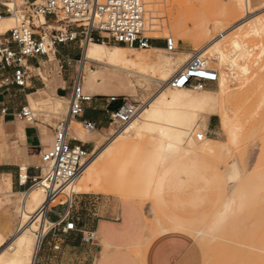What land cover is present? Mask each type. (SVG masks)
I'll return each mask as SVG.
<instances>
[{"label": "rangeland", "instance_id": "374dc122", "mask_svg": "<svg viewBox=\"0 0 264 264\" xmlns=\"http://www.w3.org/2000/svg\"><path fill=\"white\" fill-rule=\"evenodd\" d=\"M149 1H154L155 4L148 8ZM250 1L252 7L249 0H146V10L157 11L154 14L156 18L154 23L158 26L154 29L158 32H154L153 36L161 38L171 36L176 40L169 27L172 25L171 28L173 27V32L176 33L181 23L175 21L182 19L185 23L182 33L189 36L187 46L179 38L176 45L178 44L180 49L174 54L167 51L148 53L130 48L121 51V55L127 59L141 58L150 61L149 65L152 68H148L146 73L142 67L138 68L140 74L150 77L148 80L109 68L106 64L88 65L95 71L92 76L94 80L89 86L96 84L107 86L109 93L114 95H119L120 90L127 91L129 94L120 95L131 97L146 107L164 89L163 83L167 82L164 73L172 75L180 67L179 57L198 52L208 41L221 34L230 33V37H244L243 42L248 48L244 47V51L242 49L239 54L247 55L239 60V64L248 68V72L242 74L241 67H237L236 74H240L239 78L234 75L229 88L216 105L217 107L222 105L233 122L232 125L238 128V144L228 148V137L223 130L222 117L213 108L202 109L198 111L202 126L195 128L192 135L194 141H185L178 149L165 151L163 158H159V164L152 166L155 175L148 188V196L134 194L121 197L105 190L93 191L97 194L115 195L126 202L133 201L142 208L146 217V246L161 233L179 227L164 213L163 205L178 217L193 222L190 230L180 231L190 235L195 242L196 252L191 254L187 264H264V30L260 34L251 31L254 25L259 27L264 25V0ZM146 18L149 20V12ZM11 20L12 27H16L18 20ZM200 23L206 28L207 33H198L197 26ZM5 31L7 28L0 33ZM221 44L232 51L229 42L223 41ZM73 47L76 52L79 51L78 44ZM251 47L252 53L247 52ZM50 58H54L51 64L58 70L56 57L50 55ZM161 59H170L169 67H160L158 60ZM80 60V56L75 58L72 63L73 70L79 67ZM217 62L218 60L209 64V67L216 70L219 67ZM90 79L89 72L86 71L85 86ZM157 80H161L162 83ZM206 90L217 92V84ZM167 91L176 92L177 89L168 88ZM189 92L193 93L195 90L189 89ZM32 111L61 119L67 114L68 104L49 101L33 105ZM189 111L192 112L191 109ZM210 120L217 126V134L208 130ZM120 132L122 131H119L117 126H113L111 135L106 134L98 149L102 150L110 144L116 138L113 137L114 134ZM198 132H204L203 135L210 141L198 142L195 137ZM130 135L131 133H128L123 136ZM121 143L132 148L130 153L146 156L153 141L139 143L120 139L116 146L110 147L95 162L96 166H104L106 169L103 178L105 186L116 180V176L114 177L116 171L107 163V156L114 146L117 147ZM165 172H168L167 179L159 185V180ZM2 193L9 195L8 191L2 190ZM23 199L24 195L17 198L19 206ZM18 220L17 214V222ZM48 226L50 225L46 223V231ZM39 236L41 237L40 233H36V237L17 233L15 237L7 239L0 246V254L4 252L0 255V262H8L11 257L17 255V252L7 249L11 243L18 250V243H23L26 246L20 248L18 253L31 256L36 238ZM23 249L27 251L21 252Z\"/></svg>", "mask_w": 264, "mask_h": 264}, {"label": "crops", "instance_id": "0c3cea01", "mask_svg": "<svg viewBox=\"0 0 264 264\" xmlns=\"http://www.w3.org/2000/svg\"><path fill=\"white\" fill-rule=\"evenodd\" d=\"M249 4L251 6L250 0ZM176 22L181 23L180 29L174 33L170 25L169 30L176 40L181 38L187 46L189 36L182 33L185 23L182 19H176ZM197 27L198 33H207L202 23ZM77 44L78 52L73 47ZM122 49L127 47L102 43L86 45V69L94 62L125 72L122 70L125 67L121 61ZM150 50L164 52L165 44L163 41H154L152 48L144 51ZM82 52L79 43L57 46L52 55L56 57L58 70L51 64L54 58L43 56L29 59L30 73L25 87L14 84L4 86L3 79L11 77L13 71L3 69L0 65V246L7 239L15 237L18 232L25 197L34 188V181L43 177L42 156L52 148L56 128L61 120L53 115L36 114L35 121L28 122L21 119L19 114L23 109L32 110V106L39 103L60 101L68 104L75 76L72 63L78 56L81 59ZM167 67L169 65L164 66ZM178 69L172 75L164 73L165 80L168 81ZM94 74L95 71L89 74L91 79L84 85V91L94 99L84 104L83 116L71 122L69 139L73 145H82L88 151H94L95 156L100 152L98 146L106 134L111 135V129H108L110 114L122 104L121 101L107 103L106 97H121L125 96L120 95L121 93L129 92L120 90L119 95H114L109 93L107 86H89L94 80ZM157 82L162 83L161 80ZM85 121L94 123L95 129H88ZM208 130L217 134V126L213 120L209 121ZM167 176L168 172H165L160 178V185ZM115 181L105 186L104 190L126 197L116 191ZM2 190L8 191L9 195H4ZM22 195L24 199L19 206L17 198ZM118 196L97 194L93 191L77 194L68 215L66 206H58L47 215V223L50 226L41 234L39 244L34 246L31 256L18 253L20 248L26 245L18 243L19 250L11 246L12 250L11 243L8 244V250L17 252V255L0 264H187L191 254L196 252L195 242L190 235L180 231L190 230L193 222L178 217L163 205L162 208L166 209L179 227L161 233L146 246V217L142 208L137 203L126 202ZM71 222L75 224L74 230L66 231L67 223ZM25 251L27 250L23 249L21 252Z\"/></svg>", "mask_w": 264, "mask_h": 264}, {"label": "built area", "instance_id": "2783aa9c", "mask_svg": "<svg viewBox=\"0 0 264 264\" xmlns=\"http://www.w3.org/2000/svg\"><path fill=\"white\" fill-rule=\"evenodd\" d=\"M8 17L17 19L19 23L15 28L0 33L1 68L13 71L11 77L3 79L4 86H26L30 73L29 59L49 58L59 45L79 43L82 47L80 67L75 70L67 114L57 125L52 148L42 156L43 177L34 181V186L41 184L45 189L46 204L41 208L45 217L58 206H66L68 215L77 195L72 186L83 176L94 156V151L90 152L82 145H73L69 139L71 122L81 118L84 104L94 99L84 91L88 63L84 59L85 46L102 43L149 50L154 41H163L168 53L174 54L179 49L173 37L153 36L156 31H150L147 26L145 0H0V23ZM218 77L219 74L206 65L199 53L194 52L185 68L164 86L173 90H204L216 85ZM106 99L107 103H122L118 110L110 114L108 129L117 126L119 131H123L143 108L127 96H110ZM19 117L34 122L36 113L23 109ZM84 124L90 130L96 127L90 121ZM204 138L202 134L196 136L199 142ZM74 228L75 224L71 222L67 223L65 230L73 231Z\"/></svg>", "mask_w": 264, "mask_h": 264}, {"label": "bare ground", "instance_id": "6f19581e", "mask_svg": "<svg viewBox=\"0 0 264 264\" xmlns=\"http://www.w3.org/2000/svg\"><path fill=\"white\" fill-rule=\"evenodd\" d=\"M148 4L149 8L155 3L154 1H149ZM148 12L150 18L149 20L146 18L147 26L150 31H156L154 28L158 25L154 23V19H156L154 14L157 13V11L153 12L151 10H146V16L148 15ZM10 18L11 17H8V19H3L1 21L0 31H3L5 28H7V30L13 29L12 20ZM42 21L44 22V20ZM263 30L264 25L261 27H259V25H254L251 31H253L252 33L254 34H260ZM243 38L244 37L240 38V36L230 37V33L221 34L218 37L211 39L204 47L198 50L199 55L202 58L205 57L204 61L208 67L209 64L218 60L217 64L219 67L216 70L214 69L219 74L216 83L218 87L217 92L206 89L195 90L193 93L189 92V89H177L176 92H171L167 91L168 88L164 86L166 83L164 82V89L159 92L158 96L151 103L148 102L149 104L142 108L138 117L129 125V127L120 133L114 134L116 138L93 156L92 162L86 168L83 176L72 186L73 191L75 193H82L92 192L94 190H104L105 185L103 184V178L106 169L104 166H96L95 162L102 157L106 149L115 145L117 141L121 139L122 141L131 140L133 142L143 143L149 140L153 141V143L146 156L130 153L132 148L126 146L125 143H121L122 145L120 144L117 147H115V145L107 156V163L111 164L116 171V175H114V177L116 176V182L114 185L117 186V191H119L121 195L126 197L134 194L144 197L148 196V188H150L152 177L155 175L152 171L153 167H155L153 165L159 164L158 162L165 151L176 150L185 141H194L192 136L194 130L196 127L198 128L201 126L198 111L202 109L213 108L218 114H220L222 117L223 130L228 137L227 147L230 148L231 146H236L239 140L238 128L232 125L233 122H231L228 114L225 113V109H223L222 105H219L218 107L216 105L217 102L223 98V95L229 88L231 80L234 79V75L239 78L240 74H236L238 72L237 67H241L242 74L248 72V68L239 64V60L247 55L246 49L248 47L246 46L247 44L243 42ZM223 41L230 43L232 51L227 50L226 47L221 44ZM244 47H246L244 52L246 54H239V51L242 49L244 51ZM177 48L179 49L178 46ZM250 49L252 50V47L249 48L247 52L250 51L252 53ZM121 51H126V49H122ZM148 53H155V51L150 50ZM191 56L192 55L179 57L181 65L175 74L185 68L186 63ZM121 57V61L125 66L122 68L123 71L133 76H141L147 80L150 79L148 75L140 74L138 70V68L142 67L143 71L146 73L148 68L151 67L149 65L150 61L141 58L127 59L124 56ZM168 63H170V59L158 60L160 67L167 66ZM86 71H88L89 74H92L94 69L88 68ZM189 109H191L192 112L189 111ZM201 128L202 127H200V129ZM128 130L130 131L128 132ZM128 133H131V135L128 137L123 136ZM203 133L198 132L195 134V137L201 134L203 135ZM204 140L207 142L210 141L207 140V138L202 141ZM146 164H148V166ZM24 202L25 204L23 210H21L22 213L20 214L21 222H19L20 226L17 233L34 237H36V233H40V235L45 233V226L48 221L47 217H45V213L41 211L42 206L46 204L44 186L41 184L35 185L26 195ZM163 211L169 216L166 209H163ZM40 238V236L36 238V247L39 244ZM11 246L13 245L11 244L10 248ZM11 249L13 250V247Z\"/></svg>", "mask_w": 264, "mask_h": 264}, {"label": "trees", "instance_id": "16d2710c", "mask_svg": "<svg viewBox=\"0 0 264 264\" xmlns=\"http://www.w3.org/2000/svg\"><path fill=\"white\" fill-rule=\"evenodd\" d=\"M122 46V45H121Z\"/></svg>", "mask_w": 264, "mask_h": 264}]
</instances>
